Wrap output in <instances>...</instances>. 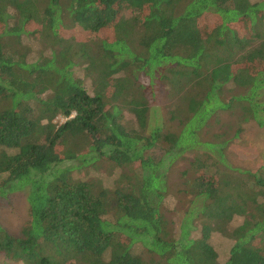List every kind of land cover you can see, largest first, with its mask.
Wrapping results in <instances>:
<instances>
[{"label":"trees","instance_id":"16d2710c","mask_svg":"<svg viewBox=\"0 0 264 264\" xmlns=\"http://www.w3.org/2000/svg\"><path fill=\"white\" fill-rule=\"evenodd\" d=\"M142 77L172 99L166 125L149 131ZM233 108L264 126V0H0V195L28 187L29 214L17 234L0 226V256L219 264L218 232L233 240L226 264H264V165L225 162L241 129L218 111ZM212 116L229 127L199 139ZM200 142L210 152L188 160L178 192L201 206L170 207L166 172ZM100 159L119 168L112 185L73 174Z\"/></svg>","mask_w":264,"mask_h":264},{"label":"rangeland","instance_id":"374dc122","mask_svg":"<svg viewBox=\"0 0 264 264\" xmlns=\"http://www.w3.org/2000/svg\"><path fill=\"white\" fill-rule=\"evenodd\" d=\"M256 1V0H252ZM123 13H130L127 9ZM205 16V17H204ZM203 24L214 25L216 19L210 14H205ZM234 28L237 30L241 36H252L249 32L247 23L240 19L239 22L233 24ZM258 35H255V37ZM163 70V69H160ZM142 82L147 86V96L150 100L149 102V129L157 126H164L168 122V104L171 103L170 94L167 88L163 85V81L158 78H154L153 84L150 81L142 77ZM89 85V82H87ZM228 94L226 97L229 98ZM219 119L221 122L230 121L231 132L235 133L237 129H241V132L234 137L231 143L225 148V162L230 166L246 168L253 172L257 171L264 165V126L260 127L253 120L250 121H239L235 112H239L238 108H233L231 110L220 109ZM125 116L131 118V115L125 111ZM216 118L212 116L208 120V124L211 125L204 126L201 131L198 132L199 139H203L205 136L204 132H216L219 133L229 127L228 125L221 127L220 123H216ZM64 118H57L56 121L62 122ZM211 135V134H210ZM206 135V136H210ZM209 138V137H208ZM207 139V137L205 138ZM202 152H210L206 149V145L202 142L193 145L192 147H187L179 155L173 159L169 170L166 172V183L169 185L171 196L168 199V204L170 207H175L178 210H187V208L196 207V210L201 206V200L199 198H193L188 192H178V188H183V181L185 180L183 171L190 168L188 160H194L195 158H203ZM154 158H159L161 152H149ZM101 161L97 165L87 163V167H82L80 169H75L73 174L80 178H96L101 181L104 186L112 185L113 181L117 177L119 168H114L111 166L110 161ZM70 162H65L63 165H70ZM77 164V162H76ZM203 168V165L200 166ZM202 170V169H200ZM191 176V172H190ZM27 192L28 187H19L14 191H8L3 195H0V226L5 228L11 234L19 233L26 222L29 220L28 214V203H27ZM178 200L180 202L178 203ZM182 213V212H181ZM176 214V212H175ZM177 215V214H176ZM179 217V216H178ZM196 218V217H195ZM239 221V220H238ZM235 223H237L235 221ZM197 224H199L197 222ZM210 243L213 244L215 250L218 254V263L226 264L229 257V250L233 244V240L225 237L221 233L214 232L211 234ZM255 243L260 246L264 245V236H258L255 239ZM258 245V246H259ZM136 251L141 250L140 245H136ZM0 264H24L22 261H15L5 257L0 256Z\"/></svg>","mask_w":264,"mask_h":264}]
</instances>
